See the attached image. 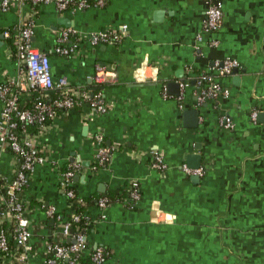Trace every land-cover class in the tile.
Segmentation results:
<instances>
[{"label":"crops","instance_id":"crops-1","mask_svg":"<svg viewBox=\"0 0 264 264\" xmlns=\"http://www.w3.org/2000/svg\"><path fill=\"white\" fill-rule=\"evenodd\" d=\"M103 1L102 7L74 15L58 13L52 5L0 11V31L32 24V44L49 54L54 79L64 77L69 88L88 96L99 90L110 105L98 115L84 104L50 123L42 144L54 162L37 167L22 194L31 204L33 246L60 232L38 201L61 215L72 213L57 170L74 158L89 164L73 182L77 194L91 200L86 213L94 224L86 240L90 247L108 250L106 264H264V0H222L216 33L203 31L204 0ZM122 25L128 33L120 44H83L68 58L50 53L63 29L88 35ZM1 42L3 82L15 78L18 69ZM227 58L240 67L216 80L230 95L197 105L196 80L215 76L214 62ZM98 64L114 74V83H93ZM184 82L189 83L184 110L199 115L195 129L183 125L184 110L178 109ZM169 83L178 85L174 94ZM20 100L28 106V96ZM224 115L231 129L219 125ZM97 131L104 146L118 149L104 167L91 172L96 148L90 137ZM150 150L162 153L164 173L150 167ZM189 154L200 157L198 167L209 165L197 180L181 170L183 163L191 168ZM11 166V154L1 153L0 176L10 178ZM131 182L140 193L134 209L119 203L102 212L96 207L103 194L124 197Z\"/></svg>","mask_w":264,"mask_h":264},{"label":"built area","instance_id":"built-area-1","mask_svg":"<svg viewBox=\"0 0 264 264\" xmlns=\"http://www.w3.org/2000/svg\"><path fill=\"white\" fill-rule=\"evenodd\" d=\"M206 9L202 20V28L206 33H216L222 25V0H204ZM28 5L32 8L52 5L58 13L74 15L89 8H99L103 0H0V11H10L12 6ZM128 27L122 25L117 29L102 30L88 35H81L72 28L61 30L50 53L68 58L81 50L83 44L90 47L105 44H120L127 36ZM6 52L15 59L17 74L13 79L0 82V154L8 151L12 156L11 177L0 176V264H106L110 253L102 246L90 247L86 236L94 221L86 213L88 203L81 198L74 187V177L82 174L85 169L75 160L68 161L58 167V186L72 206V213L61 215L53 207L46 208L43 202L38 205L45 211L48 218L53 219L60 228L58 235L42 239L41 247L32 244L33 232L30 214V203L22 198L30 179L39 166L52 164L54 161L42 144V139L50 123L62 113L88 104L93 113L105 114L110 105L105 103L102 92L97 90L89 98L86 91L69 88L66 78L54 79L51 74L49 54L40 52L32 44L33 26L27 23L17 28H4L0 31ZM198 41H201L199 36ZM216 43L213 42L212 45ZM240 67L234 59H224L213 64L216 75H201L195 82L199 88L197 105L205 100L217 97H228L229 89L222 87L216 77H228ZM114 74L106 66L96 65L92 81L96 86L114 83ZM181 93L177 97L178 109L183 111L184 90L188 82L180 83ZM29 97L28 106L21 103V96ZM256 113L251 114L254 120ZM219 125L231 129L233 123L227 116H221ZM96 148L93 163L89 171L96 172L111 159L117 146L103 145L104 137L97 131L90 137ZM138 158V154H134ZM150 167L164 173L166 165L163 155L157 150L147 152ZM205 164L198 168H189L185 163L181 170L186 175L202 176L208 169ZM140 199L138 184H129L126 198L117 202L129 209H134ZM112 203L107 197L96 200V207L102 212ZM82 210V211H81ZM100 218H104L103 215ZM85 220L83 232L72 233V225H79ZM69 240V241H68Z\"/></svg>","mask_w":264,"mask_h":264},{"label":"water","instance_id":"water-1","mask_svg":"<svg viewBox=\"0 0 264 264\" xmlns=\"http://www.w3.org/2000/svg\"><path fill=\"white\" fill-rule=\"evenodd\" d=\"M2 41V35L0 34V42ZM2 43V42H1ZM178 85L174 84V83H169L167 86V89L169 91V93H173L174 94V88H177ZM176 95V93H175ZM91 96H89L90 98ZM182 119H183V125L187 128V129H195L198 127V120H199V115H198V111L197 110H190V109H186L182 112ZM74 158H71L70 161H73ZM78 163H81L78 159L75 160ZM186 162L188 163V165H191V168H197L200 165V157L198 155H194V154H189L186 158ZM83 163V162H82ZM85 167H89V164H82ZM194 180H197L198 177L194 176L192 177ZM69 241V240H68Z\"/></svg>","mask_w":264,"mask_h":264},{"label":"trees","instance_id":"trees-1","mask_svg":"<svg viewBox=\"0 0 264 264\" xmlns=\"http://www.w3.org/2000/svg\"><path fill=\"white\" fill-rule=\"evenodd\" d=\"M98 65H100V64H98ZM100 66H104V65H100ZM103 145H104V142H103ZM103 196L107 197L112 203H117V202L122 201L124 198H126L127 194L124 197H114V195L112 193H106V194L101 195L100 197H103ZM90 202H91V200H87L88 205ZM94 202L95 201H93L92 203H94ZM84 226H85V220H81L79 225H72L69 231L72 233L83 232Z\"/></svg>","mask_w":264,"mask_h":264}]
</instances>
